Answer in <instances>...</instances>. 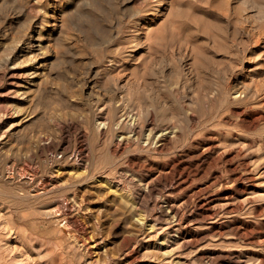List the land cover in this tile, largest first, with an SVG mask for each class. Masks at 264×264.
Segmentation results:
<instances>
[{"label":"rangeland","instance_id":"rangeland-1","mask_svg":"<svg viewBox=\"0 0 264 264\" xmlns=\"http://www.w3.org/2000/svg\"><path fill=\"white\" fill-rule=\"evenodd\" d=\"M3 106L0 264H264V0H0ZM178 158L204 174L177 190ZM204 203L214 214L186 226Z\"/></svg>","mask_w":264,"mask_h":264},{"label":"bare ground","instance_id":"bare-ground-1","mask_svg":"<svg viewBox=\"0 0 264 264\" xmlns=\"http://www.w3.org/2000/svg\"><path fill=\"white\" fill-rule=\"evenodd\" d=\"M35 1V0H34ZM29 2V1H28ZM32 2V1H31ZM45 2V1H44ZM43 2V3H44ZM41 3V2H40ZM27 4V3H26ZM20 5H22V3H20ZM23 6V5H22ZM44 6V5H43ZM42 6V7H43ZM25 7H26V5H25ZM29 7V6H28ZM15 8V7H14ZM35 9H37V11H38V8L36 7ZM43 9H44V7H43ZM25 10V9H24ZM45 10V9H44ZM22 11V10H21ZM47 11V10H46ZM45 11V12H46ZM19 12V11H18ZM20 13V12H19ZM23 13H24V11H23ZM28 13V12H27ZM46 16V15H45ZM26 17V16H25ZM39 17V16H38ZM34 18V17H33ZM64 18V17H63ZM29 19H31V18H29ZM40 19V18H39ZM57 19V18H56ZM66 20V19H65ZM39 21V20H38ZM57 21V20H56ZM61 23H62V21H60ZM60 24V23H59ZM43 25V24H42ZM59 26V25H58ZM53 27H54V25H53ZM21 28V27H20ZM45 28V27H44ZM23 29V28H22ZM36 29H37V26L35 25V26H33V27H31V29L29 30V34H30V38H31V43H32V46H36L37 48H40V46H41V42L39 41V36H37V37H34V35H35V33H39V31L37 30L36 31ZM20 30V29H19ZM17 31V30H16ZM27 31V30H26ZM44 38V37H43ZM54 40V39H53ZM18 41H20L19 39H18ZM258 41V40H257ZM21 42V41H20ZM26 42V41H25ZM31 43H29L28 45L30 46L31 45ZM49 44V43H48ZM16 45V44H15ZM21 45V44H20ZM51 45V44H50ZM15 47V46H14ZM31 47V46H30ZM51 47H52V45H51ZM27 48V47H26ZM32 48V47H31ZM28 49H30V48H28ZM35 49V48H34ZM24 50V47L22 46V47H19L18 48V51L19 52H22ZM43 50V49H42ZM58 51V50H57ZM31 52V51H30ZM48 52V51H47ZM46 52V53H47ZM59 52V51H58ZM12 53V52H11ZM32 53H34V52H32ZM37 53H39V51L37 52ZM60 53V52H59ZM19 54V53H18ZM17 54V55H18ZM21 54V53H20ZM41 54V53H40ZM32 55V54H31ZM23 56H25V55H23ZM56 56H57V54H56ZM55 56V57H56ZM12 57V56H11ZM33 57V56H32ZM38 57V56H37ZM45 57V56H44ZM59 57V56H58ZM23 58V57H22ZM21 58V59H22ZM26 60V59H25ZM28 60V59H27ZM12 61H13V59H12ZM30 61V60H29ZM31 61H33V60H31ZM50 61V60H49ZM41 62V61H40ZM48 62V61H47ZM16 63H17V61H16ZM50 63V62H49ZM15 64V63H14ZM9 65V64H8ZM44 65V63L42 62L41 64H39L38 63V65L36 64V67H35V71H34V73L36 74V75H38V74H40V72H42L41 71V68H42V66ZM22 66V65H21ZM28 66V65H27ZM18 67V66H17ZM23 67H25V66H23ZM19 68V67H18ZM27 71V70H26ZM46 71H48V70H46ZM29 72V71H28ZM22 75H23V73H22ZM47 76V75H46ZM25 77V76H24ZM37 77V76H36ZM35 78V77H34ZM42 78V77H41ZM59 78V77H58ZM23 79V78H22ZM38 79V78H37ZM58 80V79H57ZM19 81V80H18ZM40 82V81H39ZM59 82V81H58ZM15 85V84H14ZM20 85H21V83H20ZM50 85V84H49ZM23 86V85H22ZM88 86H90V85H88ZM20 87V86H19ZM91 87V86H90ZM17 88V87H16ZM21 88V87H20ZM24 88V87H23ZM30 87H25L24 88V90H23V94H25L26 96H25V98H28V96H30L29 95V93H28V89H29ZM12 90H14V89H12ZM22 91V90H21ZM16 93V92H15ZM18 94H20V92L18 93ZM16 95V94H15ZM99 98V97H98ZM120 98V97H119ZM29 99V98H28ZM57 99V98H56ZM76 99V98H75ZM122 99V98H121ZM120 99V100H121ZM23 100V99H22ZM74 100V99H73ZM94 100V99H93ZM124 101V100H123ZM122 101V102H123ZM107 104H108V102L107 101H105ZM17 103V102H16ZM16 103H14V104H16ZM24 103V102H23ZM22 103V104H23ZM30 103V102H29ZM105 103V104H106ZM19 104V103H18ZM21 104V105H22ZM28 104V103H27ZM100 104H102V103H100ZM104 105V104H103ZM10 107H11V109L10 110H12L13 108H12V106L11 105H9ZM16 106V105H15ZM15 106H13V107H15ZM19 106V105H18ZM96 106L97 105H95V108H96ZM99 106V105H98ZM4 107V106H3ZM111 108V105L110 104H108V105H104L103 106V108H104V110L106 111L108 108ZM5 108V109H4ZM4 108H1L0 109V124H1V122L2 121H4L5 119H6V117L8 118V117H10V115L8 114V111H7V109H6V107H4ZM100 108H101V106H100ZM20 109H21V107H20ZM122 109V108H121ZM15 110H16V108H15ZM16 111H18V110H16ZM53 111V110H52ZM104 111V112H105ZM116 111V110H115ZM11 112H14V111H11ZM62 112V111H61ZM107 112H109V111H107ZM106 112V113H107ZM159 112V111H158ZM27 113V112H26ZM25 113V114H26ZM13 114V113H12ZM15 114V113H14ZM61 114V113H60ZM63 114V113H62ZM104 114V113H103ZM17 115V114H16ZM26 115H29V114H26ZM106 115V114H105ZM108 115V114H107ZM123 115V114H122ZM133 115H134V113H133ZM15 116V115H14ZM24 116V115H23ZM30 116V115H29ZM67 116V115H66ZM136 116H137V114H136ZM176 117H177V115H176ZM18 118V117H17ZM21 118V117H20ZM23 118V117H22ZM25 118V117H24ZM23 118V119H24ZM97 118V117H96ZM126 118V117H125ZM27 119V118H26ZM164 119H165V117H164ZM10 120V119H9ZM14 120V119H13ZM110 120V119H109ZM125 120V119H124ZM173 120H175L174 118H173ZM6 121V120H5ZM107 120H106V118H104V117H99V118H97V126H98V128H99V132L101 133H103V128H105V127H108V125H106L107 124V122H106ZM134 121V120H133ZM138 121V120H137ZM164 121V120H163ZM168 121V120H167ZM26 122V121H25ZM124 122V121H123ZM174 122V121H173ZM13 123V122H12ZM96 123V122H95ZM117 123V122H116ZM127 123V122H126ZM16 124H17V122H16ZM19 124V123H18ZM26 124V123H25ZM24 124V125H25ZM109 124V123H108ZM173 124V123H172ZM10 125V124H9ZM8 125V126H9ZM14 125V123L12 124V126ZM22 125V124H21ZM58 125H61V124H58ZM112 125V124H111ZM117 125V124H116ZM5 126V125H4ZM11 126V125H10ZM62 126V125H61ZM14 127H15V125H14ZM18 127V126H17ZM110 127V126H109ZM108 127V128H109ZM155 127V126H154ZM170 127H171V125H170ZM12 129H13V127H11ZM10 128V129H11ZM57 128V127H56ZM78 128V127H77ZM81 128V127H80ZM111 128V127H110ZM165 128H168L167 126L165 127ZM173 128V129H172ZM16 129V128H15ZM64 129V128H63ZM152 129H153V127H152ZM171 129L172 130H174V132H176V131H178V127L175 125V123L172 125V127H171ZM170 129V130H171ZM3 130V129H2ZM9 130V129H8ZM7 130V131H8ZM14 130V129H13ZM151 130V129H150ZM165 130V129H164ZM167 130V129H166ZM171 130V131H172ZM17 131V130H16ZM154 130H152V131H149L150 133L151 132H153ZM163 131V130H162ZM169 131V130H168ZM15 132V131H14ZM85 132V131H84ZM83 132V133H84ZM161 132V131H160ZM165 132H167V131H165ZM3 133H5V131H3ZM3 133H1V130H0V144H3L5 141H4V137H3V135H6V134H3ZM101 133V134H102ZM133 133V132H132ZM149 133V134H150ZM168 133V132H167ZM170 133V132H169ZM177 133V132H176ZM179 133V132H178ZM3 134V135H2ZM85 134V133H84ZM135 134V133H134ZM149 134H145V135H148L147 136V138L148 137H150V135ZM153 134V133H152ZM83 135V134H82ZM144 135V136H145ZM164 135H165V133L164 132H161V133H159V136H157V137H164ZM33 136V135H32ZM39 136V135H38ZM44 136V135H43ZM127 136V135H126ZM126 136L124 135V136H122L119 140H123L124 138H126ZM137 136V135H136ZM166 136V135H165ZM178 136V135H177ZM34 138H38V137H34ZM49 139H51L50 137H49ZM142 139V138H141ZM171 139V138H170ZM169 139V140H170ZM32 140V139H31ZM39 140V139H38ZM148 141H149V139H147ZM51 141V140H50ZM49 141V142H50ZM7 142V141H6ZM42 142V141H41ZM85 142V141H84ZM123 142V141H122ZM163 142V141H162ZM8 143V142H7ZM6 143V144H7ZM86 144V143H85ZM120 144H122L121 142H120ZM154 144V143H153ZM193 144V143H192ZM4 145V144H3ZM35 145V144H34ZM128 145H129V143H128ZM140 145V144H139ZM2 146V145H1ZM48 146V145H47ZM118 146V145H117ZM119 146H121V145H119ZM125 146V145H124ZM5 147V146H4ZM15 147V146H14ZM204 147V146H203ZM6 148V147H5ZM18 148V147H17ZM30 148V147H29ZM201 148V147H200ZM207 150H210V149H213L214 148V146H213V144H208V146H207ZM2 149H4V148H2ZM16 149V148H15ZM86 149V148H85ZM115 149V148H114ZM204 149H206V147L205 148H203V150ZM17 150H19V148L17 149ZM25 150V152H26V149H24ZM1 151V150H0ZM5 151V150H4ZM81 151V150H80ZM83 151V150H82ZM205 151V150H204ZM214 151V150H213ZM3 152V151H2ZM115 152V151H114ZM211 152V151H210ZM230 152V151H229ZM11 153V152H10ZM15 153H16V151H15ZM28 153H29V151H28ZM201 154L203 153V152H200ZM12 154H13V152H12ZM16 154H18V153H16ZM30 154H28V156H29ZM183 155V154H182ZM207 155H208V153H207ZM220 155H222V154H220ZM24 156V155H23ZM84 156V155H83ZM197 156H199V155H197ZM30 157H32V156H30ZM37 157V156H36ZM74 157V156H73ZM182 157H184V156H182ZM190 156H188V158H189ZM205 157V156H204ZM225 157V156H224ZM191 158V157H190ZM231 158V157H230ZM47 159V158H46ZM186 159V158H185ZM84 160V159H83ZM218 160V159H217ZM245 161V160H244ZM16 162V161H15ZM185 162V161H184ZM243 162V161H242ZM247 162V161H246ZM14 163V162H13ZM192 162H188L187 164V167L189 168V169H187L186 171H185V169H184V167H183V162H182V160L180 159V158H178L175 162H174V166H173V171H174V178L177 180V182L179 183L178 184V186L176 187V189L177 188H179L180 186H182L181 184H180V182H182V180H184V181H188V180H190L191 178H193L192 176H196V175H198L199 173H200V171L198 170V168H197V171H195L194 169L193 170H191V166L193 165V164H191ZM249 163V162H248ZM151 164V163H150ZM201 164V163H200ZM210 164V163H209ZM241 164V163H240ZM14 165V164H13ZM59 165V164H58ZM211 165V164H210ZM242 165H245V167H247L248 165H247V163H244V164H242ZM241 165V166H242ZM23 166V165H22ZM21 166V167H22ZM195 166V165H194ZM240 166V165H239ZM238 166V167H239ZM13 167V166H12ZM20 167V168H21ZM151 167H153V166H151ZM237 167V168H238ZM9 168V167H8ZM141 168V167H140ZM186 168V167H185ZM206 168V167H205ZM208 168V167H207ZM242 168V167H241ZM233 169V168H232ZM238 170V169H237ZM57 172H55L54 173V176H52V177H49V178H46L47 180H48V182L51 184V186H52V188L54 187V186H56V185H58L59 186V184L60 183H62L61 181H60V179L61 178H58L60 175V173L62 172H64V170L63 169H61L60 167L59 168H57V170H56ZM80 171V170H79ZM189 171H192V172H189ZM205 171H208V170H205ZM233 171V170H232ZM6 172V171H5ZM54 172V171H53ZM53 172H52V175H53ZM203 172H204V170H203ZM243 172H244V170H243ZM248 172V171H247ZM61 173V174H62ZM67 173H68V171H67ZM75 173H77V171H70L69 170V174H71L70 175V178H71V176H78V174H76V175H74ZM80 173V172H79ZM210 173V172H209ZM109 174V173H108ZM201 174H204V173H201ZM201 174H199L200 176H201ZM241 176H243L245 179L246 178H248L249 180H254V177L252 176V175H242L241 173H239ZM246 174V173H245ZM248 174V173H247ZM5 175V174H4ZM3 175V176H4ZM59 175V176H58ZM80 175V174H79ZM206 175H209V174H206ZM213 175V174H212ZM237 175V174H236ZM69 176V175H68ZM109 176V175H108ZM203 176V175H202ZM205 176V175H204ZM203 176V177H204ZM217 176V175H216ZM229 176V175H228ZM238 176V175H237ZM7 177H11L9 174H6V178ZM13 177H14V174H13ZM198 177V176H197ZM197 177H196V180H198L197 179ZM202 177V178H203ZM239 177V176H238ZM21 178V177H20ZM19 178V179H20ZM201 178V179H202ZM236 178V177H235ZM234 178V179H235ZM240 178H242V177H240ZM18 179V180H19ZM28 179V178H27ZM42 179V178H41ZM173 179V178H172ZM217 179V178H216ZM237 179V178H236ZM235 179V180H236ZM239 179V178H238ZM66 180H68V179H66ZM71 180V179H70ZM98 180V179H97ZM96 180V181H97ZM209 180V179H208ZM218 180V179H217ZM241 180V179H240ZM30 181V180H29ZM44 181H45V179H44ZM60 181V182H59ZM65 181V180H64ZM193 181V179L191 180V182ZM214 181V180H213ZM9 182V181H8ZM22 182V181H21ZM47 182V183H48ZM99 182V181H98ZM101 182V181H100ZM190 182V183H191ZM197 182H201V181H197ZM236 182V181H235ZM48 183V184H49ZM149 183V182H148ZM189 183V182H188ZM46 184V183H45ZM45 184H43L44 186H45ZM100 184V183H99ZM103 184V183H102ZM184 184V183H183ZM185 184H186V182H185ZM194 184H195V182H194ZM193 184V185H194ZM197 184V183H196ZM195 184V185H196ZM220 184V183H219ZM226 184V183H225ZM106 185V184H105ZM213 185V184H212ZM222 185V184H221ZM228 185H229V183H228ZM228 185H226V186H228ZM232 185V184H231ZM101 186V185H100ZM147 186V185H146ZM149 186H150V183H149ZM198 186V185H197ZM205 187H207L208 188V186H204V187H201V188H204L205 189ZM42 188V187H41ZM44 188V187H43ZM150 188V187H149ZM181 188V187H180ZM219 188V187H218ZM116 189V188H115ZM238 189V188H237ZM242 189V188H241ZM244 189V188H243ZM43 190V189H42ZM42 190L40 189V190H37V189H35L34 190V192H31V194L32 195H36V196H38L39 194H41L42 193ZM46 190V189H45ZM49 190V189H48ZM178 190V189H177ZM199 190L200 191H203V189L201 190L200 188H199ZM199 190H194L193 192H191L190 194H187L186 196H185V201L183 202L182 201V203H190L191 202V198L193 197V196H195V195H198L200 192H199ZM206 190V189H205ZM114 191V190H113ZM112 191V192H113ZM117 190H115V192H116ZM244 191V190H243ZM125 192V191H124ZM175 192V191H174ZM204 192V191H203ZM209 192V191H208ZM110 193H111V191H110ZM188 193V192H187ZM198 193V194H197ZM173 194V193H172ZM231 194V193H230ZM119 195V194H118ZM121 195H123V194H121ZM233 195V194H232ZM232 195H231V198H232ZM62 197V196H61ZM79 194L78 193H76V192H72L71 194H70V198H71V201L73 200L74 201V204L73 205H77V207H78V205L80 206L81 204H80V201H79ZM84 197V196H83ZM226 197H230V195H227ZM225 197V198H226ZM67 198V197H66ZM69 198V199H70ZM82 198V197H81ZM81 198H80V200H81ZM19 198H17V200H18ZM62 199V198H61ZM84 199V198H83ZM83 199L81 200V202L82 203H84L83 202ZM228 199V198H227ZM230 200V199H229ZM228 200V201H229ZM20 201V200H19ZM59 201H61V200H59ZM227 201V202H228ZM65 202H66V200H65ZM133 202V201H132ZM73 203V202H72ZM226 204V203H225ZM230 204V203H229ZM70 204H67V206H69ZM83 205V204H82ZM192 205V204H191ZM210 205V203H207V206L208 207H206V203H204V206H205V208H203V209H201V211L200 212H198V214L195 216V217H191L190 219H188L189 220V224H185L186 226H189L190 224H191V222L193 221V220H195L196 218H198V216H211V215H213L214 214V208H213V206H209ZM66 206V205H65ZM71 206V205H70ZM187 206V205H186ZM203 206V207H204ZM230 206V205H229ZM60 207H62L61 205H60ZM64 207V206H63ZM73 207V206H72ZM181 206L179 205V203L177 204V203H172V211H173V216H174V219L177 221L176 223H177V225L179 226V228H177V232L179 233V237H180V239L182 238L183 240L181 241V242H183V243H185V244H192V243H195V242H197L198 241V239H200L199 238V232H197V231H194V229L192 230L191 228H189L187 231H185V233H184V230H182V229H180V224H182V222H183V220H184V215H183V212L181 211V208H180ZM191 207V206H190ZM50 208V207H49ZM69 208H71V207H69ZM80 208V207H79ZM218 208V207H217ZM48 210V209H47ZM87 210V209H86ZM43 211V210H42ZM71 211V210H70ZM189 211V210H188ZM187 212V211H186ZM217 213V212H216ZM56 214V213H55ZM69 214V213H68ZM73 214V213H72ZM138 216V215H137ZM63 217V216H62ZM69 217V216H68ZM139 217H140V215H139ZM139 217H138V219H139ZM172 217V216H171ZM204 217H202V218H204ZM188 218V217H187ZM207 218V217H206ZM58 219H60V218H58ZM199 219V218H198ZM140 220H141V218H140ZM167 220V219H166ZM142 221V220H141ZM170 221V220H169ZM173 221V220H172ZM191 221V222H190ZM196 223V222H195ZM66 224V223H65ZM176 225V224H175ZM192 225V224H191ZM79 226V225H78ZM241 226V225H240ZM177 227V226H176ZM182 227V226H181ZM236 227H237V232L236 233H238L239 234V236H247V235H249L248 233H249V229L248 228H250V226H247L246 228H244V229H242L241 227H239V226H235V229H236ZM152 228H153V226H152ZM187 228V227H186ZM234 229V230H235ZM196 230V229H195ZM236 231V230H235ZM253 231V230H252ZM87 234V233H86ZM174 235V234H173ZM88 236H90V235H88ZM87 236V237H88ZM86 237V238H87ZM91 237H93V236H91ZM91 237L89 238V239H91ZM89 239L87 240V242H89ZM94 239V238H93ZM179 239V238H178ZM92 240V239H91ZM93 241V240H92ZM94 241H96V240H94ZM97 245H98V243H96L95 242V244L93 245V246H96V248H97ZM178 245H180V243L178 244ZM99 247V246H98ZM134 250V249H133ZM234 254V253H233ZM233 254H229L228 256H227V259H228V261L226 262L225 260L223 261V262H216L215 264H242V260L240 259V258H238V257H236V256H234ZM93 256V255H92ZM224 257V256H223ZM101 258V257H100ZM225 258V257H224ZM222 259V258H221ZM226 259V258H225ZM99 260V259H98ZM218 260V259H217ZM219 261H221V260H219ZM181 262V261H180ZM261 262H263L264 263V257L262 256L261 257Z\"/></svg>","mask_w":264,"mask_h":264}]
</instances>
